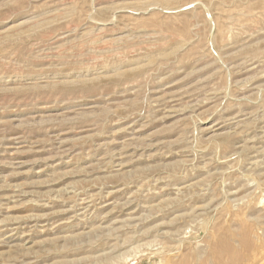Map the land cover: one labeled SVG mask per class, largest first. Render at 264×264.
<instances>
[{
    "label": "rangeland",
    "instance_id": "374dc122",
    "mask_svg": "<svg viewBox=\"0 0 264 264\" xmlns=\"http://www.w3.org/2000/svg\"><path fill=\"white\" fill-rule=\"evenodd\" d=\"M0 264H264V0H0Z\"/></svg>",
    "mask_w": 264,
    "mask_h": 264
}]
</instances>
